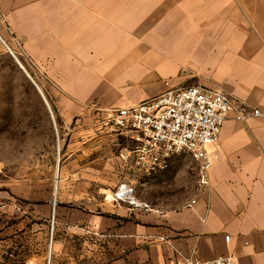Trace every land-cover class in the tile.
I'll list each match as a JSON object with an SVG mask.
<instances>
[{"label":"crops","instance_id":"crops-1","mask_svg":"<svg viewBox=\"0 0 264 264\" xmlns=\"http://www.w3.org/2000/svg\"><path fill=\"white\" fill-rule=\"evenodd\" d=\"M1 60L25 84L15 99L0 97L8 110L0 113V173L8 178L0 216L16 227L0 236V264H48L49 253V264L220 255L264 264V0H0ZM196 84L260 114L242 121L231 112L209 147V186L174 200L160 193V177L188 156L144 182L135 134L106 112ZM122 183L154 209L117 200ZM149 184L151 198L141 189ZM32 217L45 227L33 230Z\"/></svg>","mask_w":264,"mask_h":264},{"label":"built area","instance_id":"built-area-1","mask_svg":"<svg viewBox=\"0 0 264 264\" xmlns=\"http://www.w3.org/2000/svg\"><path fill=\"white\" fill-rule=\"evenodd\" d=\"M5 45L25 68L19 54L8 44ZM18 46L20 55L27 57L19 42ZM30 78L34 80L32 76ZM231 112L242 121H246L250 115L260 114L258 109L249 110L224 90L200 84L168 87L160 94L106 114L120 131L135 134L134 164L144 174L153 175L169 169L173 157L183 154L192 160L199 186L207 188L210 170L215 162L209 147L218 144L223 125ZM127 190L131 193L128 194ZM114 197L145 210L154 209L148 203L138 202L133 196V188L126 183L120 184ZM195 202L192 199L188 206L192 207ZM53 227L54 221L51 224V237ZM225 240L229 242L230 236L226 235ZM233 260L234 255H220L207 260L180 258L172 264H232Z\"/></svg>","mask_w":264,"mask_h":264},{"label":"rangeland","instance_id":"rangeland-1","mask_svg":"<svg viewBox=\"0 0 264 264\" xmlns=\"http://www.w3.org/2000/svg\"><path fill=\"white\" fill-rule=\"evenodd\" d=\"M22 63L27 66V69L30 71V67L28 64L25 62V60L20 56ZM38 79V78H37ZM25 84L24 79L19 78V76H16L15 74V66L14 63L9 60H1L0 61V97H8L9 100L15 99L16 93H14V89L16 86L23 87ZM23 90V89H22ZM22 95V93L20 94ZM3 112L5 115L7 114L8 110L7 108H2L0 109V113ZM4 141L2 140V136L0 134V143ZM5 144L7 145V140L4 141ZM14 151L15 149L13 148L12 156L14 157ZM5 157H7V150H5ZM0 157L2 158V150L0 149ZM171 169V168H170ZM167 170L162 176L160 177L161 180V189H159L160 193H165L172 196L174 200H180L183 198H187L191 195L193 190L199 186L198 181H197V174L196 170L194 167V164L190 158L187 157V159L184 162H181L179 166H175V169ZM0 183H2V179L4 177V181L7 184V173H0ZM144 182H150L153 177H148V175L144 174ZM152 176V175H149ZM4 186V185H3ZM142 191L145 192V196L147 198H151V196H154L157 190L151 189V186L147 187H142ZM115 192V191H114ZM4 196H7L8 193L6 190L0 193ZM34 208V206H33ZM53 220V218H52ZM12 221L14 222L15 220L11 217L9 219L7 215H2L0 216V236L3 234H7L9 228L11 230H15V225L11 224ZM54 221V220H53ZM52 221V222H53ZM51 222V224H52ZM42 223V224H41ZM32 227L33 230L39 231L40 228L45 227L43 220H41L38 217H32ZM51 232H50V240H49V247L51 245ZM38 240H35L33 237V254L34 255H39L40 254V246L37 243ZM37 244V245H36ZM50 253L47 258V263L49 264L51 261Z\"/></svg>","mask_w":264,"mask_h":264},{"label":"bare ground","instance_id":"bare-ground-1","mask_svg":"<svg viewBox=\"0 0 264 264\" xmlns=\"http://www.w3.org/2000/svg\"><path fill=\"white\" fill-rule=\"evenodd\" d=\"M127 193H128V194H130V193H131V191H130V190H127Z\"/></svg>","mask_w":264,"mask_h":264}]
</instances>
